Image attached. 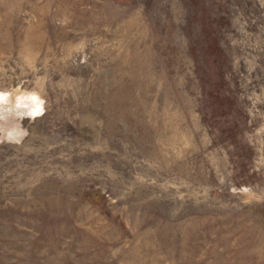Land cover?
I'll return each mask as SVG.
<instances>
[{
  "label": "rangeland",
  "instance_id": "rangeland-1",
  "mask_svg": "<svg viewBox=\"0 0 264 264\" xmlns=\"http://www.w3.org/2000/svg\"><path fill=\"white\" fill-rule=\"evenodd\" d=\"M17 87L0 264H264V0H0Z\"/></svg>",
  "mask_w": 264,
  "mask_h": 264
},
{
  "label": "clouds",
  "instance_id": "clouds-1",
  "mask_svg": "<svg viewBox=\"0 0 264 264\" xmlns=\"http://www.w3.org/2000/svg\"><path fill=\"white\" fill-rule=\"evenodd\" d=\"M46 98L36 89H3L0 88V143L20 144L29 135V129L24 124L25 119L34 121L44 115ZM12 114L17 123L5 127L8 116Z\"/></svg>",
  "mask_w": 264,
  "mask_h": 264
}]
</instances>
